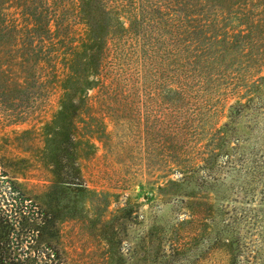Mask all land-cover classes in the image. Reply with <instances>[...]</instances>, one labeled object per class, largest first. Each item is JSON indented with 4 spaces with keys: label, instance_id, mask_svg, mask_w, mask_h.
Returning <instances> with one entry per match:
<instances>
[{
    "label": "trees",
    "instance_id": "obj_1",
    "mask_svg": "<svg viewBox=\"0 0 264 264\" xmlns=\"http://www.w3.org/2000/svg\"><path fill=\"white\" fill-rule=\"evenodd\" d=\"M263 67L264 0H0V130L17 126V153L0 136V264H264V209L260 215L240 208L238 216L227 209L225 192L214 207L204 186H225L207 154L228 132V123L219 125L225 105L234 99L233 118L248 109L264 82ZM81 130H103L106 143L107 130L210 133L202 142L196 132L192 158L180 148L121 150L105 143L103 182L90 187L82 153L95 143ZM201 164L211 172L194 183L202 196L177 195L167 221L146 220L129 196L109 210L106 196L120 195L110 189L135 190L147 175L165 173L176 179L157 189L188 188ZM254 168L240 180L244 196L260 176V166ZM104 174L118 186L106 184ZM63 187L95 193L104 204L95 212L104 230L95 254H76L89 237L78 230L82 220L59 204ZM121 217L143 224L126 257L114 225Z\"/></svg>",
    "mask_w": 264,
    "mask_h": 264
},
{
    "label": "rangeland",
    "instance_id": "obj_2",
    "mask_svg": "<svg viewBox=\"0 0 264 264\" xmlns=\"http://www.w3.org/2000/svg\"><path fill=\"white\" fill-rule=\"evenodd\" d=\"M228 1L230 3L234 2V0ZM240 2L249 5L252 3L257 4L258 0H240ZM259 2H262V0H259ZM260 74L264 75V67L262 68V72ZM262 83L263 84L260 88V91L255 90L252 100L248 101L247 106L249 108H246L245 111L243 110V112H240V115H237L235 118L233 117L236 115V113H233V110H231V105L235 103L234 99H230L227 102L225 105L224 114L219 121V125L224 122L228 123V126L226 127L228 132L225 137L218 138L217 141L215 139L212 142L211 146L217 148L216 152H210L207 154L209 155V165L215 166L216 177L219 178V180H221L225 186L221 187L217 183L208 182L207 184H204L206 188L205 193L209 194L212 200L215 198L213 203L214 207H216L217 204H220V199L217 198H220V196L224 194L223 192H225V197L223 198L227 209L232 210L233 212L238 210V216L243 215L242 212H240V208H249L252 214L259 213L260 215H262L263 211L259 212V210L264 209V204L261 201L262 192L264 191V82ZM230 112H232V117H229ZM12 129H17V126L12 125L6 130H0V136H3L4 139L9 143L8 147L14 149L17 153V130ZM102 131L103 130L80 131L84 139L90 138L95 143V146L85 145L84 152L82 153V156L85 157V161L82 160L83 169L86 173L90 174V177L87 178L89 180L90 187H95V184H99L98 182H103V176L102 178H99L98 175L101 174L98 173V171L100 170L103 159L102 146L106 143V140L101 137L104 136V133H102V135L100 133ZM107 131H111V138L106 144L112 143L113 148L121 150H125L126 147H129L130 149L148 147L155 150L180 148V150H184L188 153L189 158L194 156L193 152L194 149L198 147L197 144H199V141H206V135L207 133H210L209 130ZM198 131L202 133L200 139H198L199 141L194 139L195 134ZM140 134H142V137ZM123 135H126L127 137L121 141V138L119 137ZM96 137H99L100 140L104 141V143L103 141L99 142ZM142 138H144L143 141H141ZM211 146H208V150H210ZM223 146L226 147L223 149ZM25 149L26 148L23 149L22 154L24 156H29V152H25ZM228 156L232 158L233 161H235L234 164L225 163L226 157L229 158ZM214 158H216L215 161L213 160ZM245 158L249 161L247 165L242 164ZM209 165L201 164L195 167L194 174L192 175V181L188 188L185 184H168V186L162 190L157 189L159 185L164 186L168 179H176V176L173 173H165L163 176L157 178H154L152 175L150 176V174L147 175L146 178L148 183L135 187V190L110 189L114 193L120 192V195L118 197H110L108 195L106 196L110 201L109 210L116 209L117 206L122 204L125 196H129L131 198V202H138L135 204L134 210H136L139 215L145 217L146 220L149 217H155L157 222L161 223L163 221H167L176 212L175 199L177 195L184 193L191 198L202 196L200 191H196L193 189V187L194 183H201L204 178L209 177V174L211 173L209 170ZM254 166H260V176L258 179L251 182L252 188L250 195L244 196L239 187L242 185L240 180L243 181L244 179L248 178L249 175L247 176L245 171H253V169H255ZM125 172H129L128 168H126L123 173ZM112 175L114 176L115 174ZM104 177L107 180L106 184L109 186H118L115 176L110 178L109 175L104 174ZM75 188L76 187H63L62 190H59V204L66 206V209L64 210L66 211V214H70V216L74 218H80L82 220L78 230L82 233L84 238H86L88 235L89 239L84 240V242L81 243V249L76 252V254H78V257L84 258L86 252L89 250L90 253L95 254L96 248L98 246L100 247V242H104L103 224H101L102 221L100 220V217L95 214V212L102 213V210H104V204L100 208V197L97 196V194L87 193L84 190L77 191ZM225 189L230 193L228 194ZM143 192L148 194L147 197L144 196ZM247 198H250V200ZM105 214L108 216V212H104V215ZM141 218L139 219L141 220ZM223 222L229 223V221H226V219ZM220 223H222V217ZM223 224L225 223H222V226L220 225L221 228H223ZM114 225L118 230V235L120 236L119 248H121L120 250L124 251L122 253L123 257H126V248L130 245H135L137 242L135 241V237L139 235V228H141V225L143 224H138L125 217H121L115 222ZM247 225V223L241 224V237L246 235L245 232L247 230ZM230 233L231 231H228V233L226 231L224 232L223 236L229 238L230 235L227 234ZM256 238H260V236H256ZM91 243L94 249L91 247ZM135 261H137V259Z\"/></svg>",
    "mask_w": 264,
    "mask_h": 264
}]
</instances>
